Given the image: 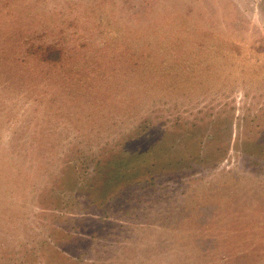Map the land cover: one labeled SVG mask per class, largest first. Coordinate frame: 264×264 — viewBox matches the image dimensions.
<instances>
[{"label":"rangeland","instance_id":"1","mask_svg":"<svg viewBox=\"0 0 264 264\" xmlns=\"http://www.w3.org/2000/svg\"><path fill=\"white\" fill-rule=\"evenodd\" d=\"M0 264H264V0H0Z\"/></svg>","mask_w":264,"mask_h":264}]
</instances>
